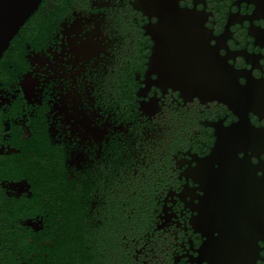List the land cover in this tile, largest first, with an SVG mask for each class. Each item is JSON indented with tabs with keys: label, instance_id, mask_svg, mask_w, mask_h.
Here are the masks:
<instances>
[{
	"label": "flooded vegetation",
	"instance_id": "obj_1",
	"mask_svg": "<svg viewBox=\"0 0 264 264\" xmlns=\"http://www.w3.org/2000/svg\"><path fill=\"white\" fill-rule=\"evenodd\" d=\"M153 1L41 0L0 57V264H244L246 232L264 228V179L228 144L264 148V0L185 8L188 50L227 88L215 99L151 80ZM162 31L167 54L185 46ZM230 121L241 127L224 132ZM206 154L220 171L191 176ZM36 171L29 197L17 178ZM196 179L220 240L194 226Z\"/></svg>",
	"mask_w": 264,
	"mask_h": 264
},
{
	"label": "water",
	"instance_id": "obj_2",
	"mask_svg": "<svg viewBox=\"0 0 264 264\" xmlns=\"http://www.w3.org/2000/svg\"><path fill=\"white\" fill-rule=\"evenodd\" d=\"M40 2L41 0H0V57L7 49L10 40L38 8ZM150 9L153 14H157L160 17V24L158 25L159 35H157L159 44L155 46L151 57V65L160 66V80L169 87L170 84L174 85V88L180 92L196 97L206 95L215 99L226 91L227 88L210 80V72L207 71L206 73L204 67H202V56L200 57L198 52L193 49L191 51L190 49L188 50L189 45H187V42L189 38L192 41L193 27L197 26L192 22V17L195 18L196 13L191 9H183V15L177 13L165 0H154ZM188 14H191V16ZM199 27L203 28L202 25ZM178 28L181 30L178 31ZM184 28L186 29L184 30ZM163 29H170V34H176L173 37L174 39H181L185 42V46L180 48L179 52L175 54L164 52V47L160 45V41L164 36ZM189 33H192L191 37L188 35ZM174 49L176 48H171L170 46L171 51ZM210 58L208 54L204 56V60H209ZM217 60V63L220 64L221 60ZM232 88H235V86ZM240 89L243 90L242 88Z\"/></svg>",
	"mask_w": 264,
	"mask_h": 264
},
{
	"label": "snow or ice",
	"instance_id": "obj_3",
	"mask_svg": "<svg viewBox=\"0 0 264 264\" xmlns=\"http://www.w3.org/2000/svg\"><path fill=\"white\" fill-rule=\"evenodd\" d=\"M166 3L177 13L183 15L182 10L185 8H191L195 6L197 0H191V3L184 4L181 0H165ZM157 19L152 21L153 25L160 24V17L157 14ZM191 16V14H188ZM195 20L194 17H192ZM212 40L210 35H204L205 46L211 52H214L215 49L209 43ZM220 55H223L221 53ZM156 74L151 77L152 81H155L160 73L155 69H151ZM243 84V81L240 82ZM241 126L236 124L234 121H230L229 125H226L222 130L224 132H232L234 129H239ZM259 130H264V124L257 126ZM252 130H256V128L249 127ZM217 141V137H216ZM228 151L230 159L234 162H239L242 166H244L247 170L251 171L255 178L264 179V156H261V153H264V148L258 147L257 144L249 137H240L238 139L232 140L228 144ZM212 155V153H211ZM211 155L206 154L205 158L202 160H198L195 162L189 161L188 164L191 166L190 175L197 176L198 170L205 169L209 174H214L220 171L221 169V161L219 159L209 158ZM255 156L256 159L253 160L251 157ZM42 173L40 171H36L34 175L29 176H20L17 179L21 181H27L23 185V188L27 190V195L30 197L32 192L35 190L30 185L35 183L39 184L41 182ZM7 179L2 172H0V181ZM197 180V187L200 191L197 193L196 200L192 201L194 207V211L192 212V216L196 218L194 226L197 227L198 232L202 233L204 236V243H206L209 238L212 240H220L222 238V230L221 228L215 224L213 221L208 219L206 215L202 212L201 204L205 201L206 191L205 188L201 186V179ZM12 187L20 188L21 186L18 184L10 185ZM195 192V189H193ZM5 195L2 190H0V196ZM199 214V215H198ZM250 237V239H249ZM4 246L3 237L0 236V252H2ZM201 260H206L207 264L209 261L206 257L201 256ZM264 264V228L260 227H252L248 229L244 238V264Z\"/></svg>",
	"mask_w": 264,
	"mask_h": 264
}]
</instances>
